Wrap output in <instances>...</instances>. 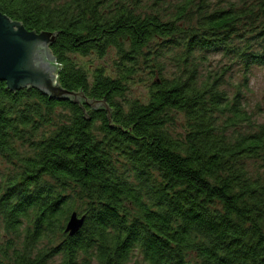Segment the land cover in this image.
<instances>
[{"label":"trees","instance_id":"1","mask_svg":"<svg viewBox=\"0 0 264 264\" xmlns=\"http://www.w3.org/2000/svg\"><path fill=\"white\" fill-rule=\"evenodd\" d=\"M242 1L0 0L58 34L63 88L104 102L0 81V264H264V123L247 78L231 96V66L202 69L208 51L264 66V0ZM144 76L148 100L128 98Z\"/></svg>","mask_w":264,"mask_h":264},{"label":"water","instance_id":"2","mask_svg":"<svg viewBox=\"0 0 264 264\" xmlns=\"http://www.w3.org/2000/svg\"><path fill=\"white\" fill-rule=\"evenodd\" d=\"M57 35L52 31L28 30L23 22L0 10V81L11 91L35 88L51 98L102 107L103 101L89 99L83 91H70L59 83L61 65L51 49ZM85 220L86 216L74 212L66 232L75 235Z\"/></svg>","mask_w":264,"mask_h":264},{"label":"rangeland","instance_id":"3","mask_svg":"<svg viewBox=\"0 0 264 264\" xmlns=\"http://www.w3.org/2000/svg\"><path fill=\"white\" fill-rule=\"evenodd\" d=\"M147 1L149 6L153 4V0ZM212 1L215 8H227L231 3L241 4L243 2L242 0ZM167 7L168 9L171 8L170 5H168ZM153 10L156 9L153 8ZM234 40L236 41V44L240 41V38L237 37ZM206 55L208 56L207 62L202 66V69H204V71L211 70L214 73H221L223 68L231 66V68H229V72H226V75L224 76L222 85V88L225 89L231 96L237 91V87L239 85H242L244 79L247 78L249 80L248 87L241 86V90L244 95L243 101L246 103L249 110L254 113L255 121L257 123H264V66L254 65L250 68L249 71H245L239 60L235 61L233 60V58H228L222 51H208L206 52ZM77 58L86 66H88L89 64H93L94 66L109 67L112 64L114 53H111L104 58L80 55ZM168 69H170V71L175 70V68L171 64L168 66ZM145 77L146 76L143 77V81L136 82L133 85L131 84V89L127 93L128 98H139L143 101L148 100L151 83L149 82V80H145ZM261 169L262 173L264 174V168ZM58 259L59 258L56 257L54 263H57Z\"/></svg>","mask_w":264,"mask_h":264}]
</instances>
